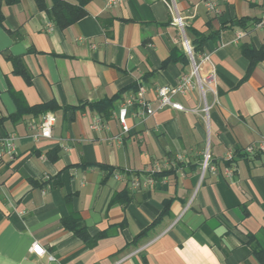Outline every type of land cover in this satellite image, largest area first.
Here are the masks:
<instances>
[{
	"label": "crops",
	"instance_id": "1",
	"mask_svg": "<svg viewBox=\"0 0 264 264\" xmlns=\"http://www.w3.org/2000/svg\"><path fill=\"white\" fill-rule=\"evenodd\" d=\"M204 1L89 0L64 28L34 0L2 5L0 264H264V56L248 71L242 51L264 42V26L253 27L263 0H208L216 12ZM171 2L189 40L207 37L202 74L217 80L207 118L196 88L175 97L192 110L158 108L155 88L189 71ZM140 83L154 111L128 106L121 134L117 111ZM106 99L104 116L94 104ZM46 112L56 117L49 137L30 128ZM95 115L106 127L90 128ZM206 150L213 170L202 173ZM154 164L162 176L133 189Z\"/></svg>",
	"mask_w": 264,
	"mask_h": 264
},
{
	"label": "built area",
	"instance_id": "2",
	"mask_svg": "<svg viewBox=\"0 0 264 264\" xmlns=\"http://www.w3.org/2000/svg\"><path fill=\"white\" fill-rule=\"evenodd\" d=\"M121 0H107L106 4L108 7H111L118 3ZM205 7L209 11L216 12V7L213 2L205 0L204 1ZM168 9L172 15V23L178 29L181 35V45L182 49L187 56L189 71L182 75L179 80L172 85L165 84L161 86H157L155 88V94L158 99V108L162 107H171L177 110H187L190 111L192 109L185 108L180 102L175 100V97L178 94H184L190 91L193 88L198 89L199 94L203 100V107L202 111L205 113L206 118L208 117V111L210 109V105L206 103V93L211 92L216 95V86L217 80L214 73L209 72L206 74H202L203 65L210 62V54L207 52H195L192 48L189 38L186 34V27L187 23L185 21V17L182 16L179 11L177 10L175 4L173 2L167 4ZM264 26V0H263V15L261 18L254 23V28H259ZM245 31H237L235 33L234 41L241 39L242 36L245 35ZM147 87L140 83L138 86V90L134 93H130L127 95L124 100L122 101L120 108L117 111V120L121 125V134L126 133L129 131V126L126 121V109L128 106H132L137 104L139 107L137 110V115L144 117L151 115L153 113V108H151L145 101L143 95L146 92ZM56 117L52 112L44 113L40 120L37 123H31L30 128L38 129L39 136L49 137L51 135V130L53 125L55 124ZM106 127L103 123L102 118L99 115H95L91 124L90 128L93 130H98ZM120 135L114 136V138L120 141ZM9 143H8V153H12L14 151L12 139L13 135L9 136ZM264 147V138L257 144L256 148H263ZM254 146L246 147V151L252 152ZM210 154L206 150L203 155V160L201 163V171L204 173L208 168L213 170V167L210 166ZM161 167L159 164H154L151 168L144 170L143 173L140 175H134L130 180V186L133 189H138L141 186H148L152 185L155 182L154 174L159 172ZM112 176L117 180H123L126 178L125 173L120 171H115L112 173ZM32 251L37 255H43L45 253V249L37 242H32Z\"/></svg>",
	"mask_w": 264,
	"mask_h": 264
},
{
	"label": "trees",
	"instance_id": "3",
	"mask_svg": "<svg viewBox=\"0 0 264 264\" xmlns=\"http://www.w3.org/2000/svg\"><path fill=\"white\" fill-rule=\"evenodd\" d=\"M20 0H0V25L3 22V14L1 11V7L3 4L6 5H12L15 3H18ZM37 7L40 10H44L47 13V16L51 21H53L56 25H58L60 28H64L70 24H72L74 21H76L78 18L82 17L85 14V5L89 2V0H49L50 4L48 5L46 3V0H34ZM188 26L186 27L187 32ZM207 37H204L202 35H197V38L195 41L190 40V43L192 45V48L195 52H199L201 50L202 43L206 40ZM243 53L248 57L250 63L248 71L253 67L256 60L259 58H262L264 56V42L262 46L259 49H255L253 47H250L248 45H244L242 47ZM174 55V54H173ZM173 55H170V59L174 58ZM182 59L188 63L187 56L185 55L183 49H181V55ZM137 88V85H135V89ZM112 99H106L101 100L94 104L96 110L104 116H107L111 110V104ZM99 114V115H100ZM111 170V169H109ZM111 172V171H110ZM162 172L159 171L154 174V177H159ZM165 208L162 210L160 215L151 223V225H154L157 221L160 220V218L165 214ZM80 226V224H78ZM77 231H81L82 227H78ZM147 230L141 231L135 239L140 238L145 234Z\"/></svg>",
	"mask_w": 264,
	"mask_h": 264
},
{
	"label": "rangeland",
	"instance_id": "4",
	"mask_svg": "<svg viewBox=\"0 0 264 264\" xmlns=\"http://www.w3.org/2000/svg\"><path fill=\"white\" fill-rule=\"evenodd\" d=\"M178 30V29H177ZM179 32V31H178ZM179 35H180V32H179ZM180 37H181V35H180Z\"/></svg>",
	"mask_w": 264,
	"mask_h": 264
}]
</instances>
